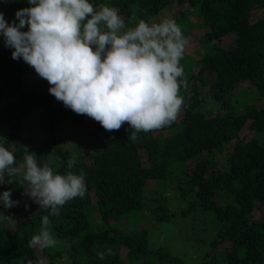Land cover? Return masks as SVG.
<instances>
[{
	"label": "trees",
	"instance_id": "trees-1",
	"mask_svg": "<svg viewBox=\"0 0 264 264\" xmlns=\"http://www.w3.org/2000/svg\"><path fill=\"white\" fill-rule=\"evenodd\" d=\"M89 2L97 9H117L126 29L140 20L151 21L173 3L178 10L186 6L178 11V18L193 11L205 33L199 38L202 50L195 70H183L182 79L192 89H180L184 98L180 120L161 130L138 133L136 142L128 139L127 123L108 132L95 122L89 131L96 144L91 163L57 140L30 151L21 144V132L35 107H43L52 129L63 120L79 128L88 117L57 101L46 80L22 59H12V49L0 36V129L11 130L3 146L13 152L17 164L28 151L41 166L48 161L62 175L69 171L67 161L75 160L71 171L78 175L82 169L87 187L83 198H74L58 216L49 217L53 236L68 245L64 254L29 247L48 212L24 194L25 185L18 178L0 185V194L11 191V199L20 202L11 209L0 206V212L16 221L14 227L0 223V264L27 260L37 264L41 258L46 264H185L168 249L152 250L147 229L151 221L168 222L174 215L165 196L174 171L183 174L179 178L185 188L179 184L178 191L188 204L189 211L184 212L209 213L219 224L207 263L264 264V218H256L259 204H264V15L254 21L256 10L264 12V0ZM28 7L32 5L27 0H0V12L9 24L18 23L16 12ZM27 30V26L21 29ZM224 40L229 46L224 47ZM246 83L249 87L240 88ZM245 89L254 92L253 103L243 102ZM209 100L221 109H209ZM245 130L251 136L243 134ZM150 185L155 186L151 198ZM144 217L150 221L147 226L126 228Z\"/></svg>",
	"mask_w": 264,
	"mask_h": 264
},
{
	"label": "clouds",
	"instance_id": "clouds-1",
	"mask_svg": "<svg viewBox=\"0 0 264 264\" xmlns=\"http://www.w3.org/2000/svg\"><path fill=\"white\" fill-rule=\"evenodd\" d=\"M27 2L32 7L16 12L18 23L9 24L0 12V36L4 46L12 49V59H22L33 68L50 85L49 93L67 109L86 115L108 132L127 123L132 142L138 133L161 130L177 120L184 107L180 89L187 87L180 61L188 40L175 20H140L126 29L117 9H97L89 0ZM25 26L28 30L21 31ZM74 165L75 160H68L69 171L58 174L48 161L41 166L28 151L17 164L13 152L0 144V185L18 178L25 185L24 194L39 210L48 212L42 217L39 234L29 241V247L38 252L58 243L50 231L49 217L58 216L67 202L87 192L86 173L81 169L75 174L71 171ZM11 195V191L0 194L4 209L20 203ZM0 223L16 225L13 216L3 212ZM98 256L104 258L103 253ZM37 264H46V260L41 258Z\"/></svg>",
	"mask_w": 264,
	"mask_h": 264
},
{
	"label": "rangeland",
	"instance_id": "rangeland-1",
	"mask_svg": "<svg viewBox=\"0 0 264 264\" xmlns=\"http://www.w3.org/2000/svg\"><path fill=\"white\" fill-rule=\"evenodd\" d=\"M186 6L180 7L178 10L177 4H170L167 9L154 17L149 23L168 18L173 19L181 27L182 34L187 38L188 45L186 47L183 59L180 65L183 70H195L197 61L199 60V53L201 54V43L199 38L205 33V29L201 28L200 20L193 11H190L185 18H178V11L185 10ZM264 15L262 10L254 12V21L261 19ZM224 47L229 46L228 40H224ZM191 58V59H190ZM35 75V74H34ZM207 79V76H206ZM213 83L214 79L208 78ZM249 84H243L240 88H247ZM187 89L191 91L192 85H188ZM254 92L252 89H245L243 93V102L253 103ZM208 104V105H207ZM206 106L213 110L219 111L221 106L208 101ZM205 107V108H207ZM183 111L178 116V120L182 118ZM96 121L87 118L84 124L77 128L68 120H63L54 129L44 112L43 107H35L28 116L24 127L22 129V142L30 151H37L39 148L47 145L51 140H57L59 145L65 150L75 154L86 155L87 162L91 163L92 154L94 153V141L89 136V131L93 128ZM11 130L9 127L0 129V144H4L7 140ZM250 135L251 131L245 130L243 134ZM251 136V135H250ZM183 174L179 171H174L169 189L165 192V196L169 198L170 209L174 215L168 222L158 224L156 220L151 221L147 217L136 219L132 224L126 227L128 230L132 228L147 226L149 231L150 248L154 251L159 249H168L172 256L178 257L184 261L185 264H208V255L212 253V243L215 240L216 233L219 230V224L215 216L201 211H189L187 201L182 199L180 191H178L179 184L185 188L183 183ZM155 186L150 185L148 194L151 197L154 195ZM153 193V194H152ZM142 215V214H141ZM256 218H264V204H259L256 211ZM142 219V220H141ZM141 224L140 226H138ZM58 243L51 248L53 251L62 252L65 254L68 245H63L56 236H54ZM219 252V250H217ZM219 263V261H217Z\"/></svg>",
	"mask_w": 264,
	"mask_h": 264
}]
</instances>
